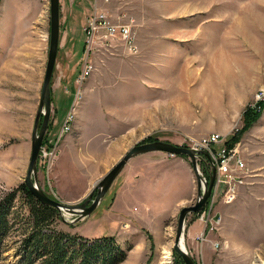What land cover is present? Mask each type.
Here are the masks:
<instances>
[{"label":"rangeland","instance_id":"obj_1","mask_svg":"<svg viewBox=\"0 0 264 264\" xmlns=\"http://www.w3.org/2000/svg\"><path fill=\"white\" fill-rule=\"evenodd\" d=\"M96 10L129 24L134 42L87 55L83 29ZM50 21L49 0H0V199L27 173ZM85 56L92 73L76 84ZM50 100L37 157L38 185L47 196L81 203L134 145L163 141L194 149L193 141L219 135L209 149H194L208 155L215 175L204 209L186 216L183 244L195 264H264V107L251 126L242 120L248 106H264V0H59ZM237 131L228 147L225 141ZM232 148L236 157L228 167L239 160L247 172L230 203L210 151ZM160 156L163 163L156 160L140 195L161 216L147 212L141 220L130 191L126 196L134 199L122 204L118 196L111 207L119 174L89 218L69 224L74 216L62 212L66 221L50 228L89 243L113 237L126 251L120 264H179L172 250L177 216L196 202L197 186L187 157ZM198 167L208 183L211 165L201 161ZM202 215L203 228L197 224ZM25 228L17 223L8 232L1 264H25Z\"/></svg>","mask_w":264,"mask_h":264},{"label":"water","instance_id":"obj_2","mask_svg":"<svg viewBox=\"0 0 264 264\" xmlns=\"http://www.w3.org/2000/svg\"><path fill=\"white\" fill-rule=\"evenodd\" d=\"M49 11L51 21L48 56L40 92L39 106L31 135V156L23 183L30 194L33 195L37 201L46 207L49 206L57 210L62 221H66L63 218L64 216L62 212H64L66 215L74 216L73 220H71L69 224H76L89 218L96 208L99 207L115 178L126 166V163L132 158L142 154L156 152L166 153L170 156H185L190 161V166L197 186L196 202L180 209L177 216V224L172 250L181 258L183 264H195L185 245L183 244L185 228L184 224L186 216L192 213H200L205 204L208 203L207 201L211 195L215 175V169L211 164L210 158L202 151H196L194 149L182 146L178 147L163 141H154L150 143L134 145L128 151H126V154L123 155V157L112 166V168L102 177L101 180H99V182L93 187L94 191L90 192L81 203H62L51 199L39 187L37 181V157L43 142L42 140L46 131L45 127L47 126L48 116L50 113V80L55 65L59 36V0H49ZM41 115L43 116V120L42 124L39 125V119ZM200 154H204L207 159L202 158ZM201 161L204 162L205 168L207 163L212 167V174L210 175L208 183L203 180L198 167V162Z\"/></svg>","mask_w":264,"mask_h":264},{"label":"trees","instance_id":"obj_3","mask_svg":"<svg viewBox=\"0 0 264 264\" xmlns=\"http://www.w3.org/2000/svg\"><path fill=\"white\" fill-rule=\"evenodd\" d=\"M261 105L248 106L244 110L242 120L245 128L260 119L259 110L264 107ZM238 132L225 141L228 147L233 145L232 142H235L236 136L239 135ZM110 199L112 200L108 197L111 204ZM16 202L19 204L17 208L21 210L18 219L11 211L12 208H16L14 205ZM58 219L60 220V216L57 210L37 201L24 183L4 194L0 199V264L3 242L17 223L18 226L26 227L20 250L25 264H120L125 260L126 251L117 245L113 237L106 236L100 241L89 243L78 236L50 228ZM175 257L179 264H183L177 254Z\"/></svg>","mask_w":264,"mask_h":264},{"label":"built area","instance_id":"obj_4","mask_svg":"<svg viewBox=\"0 0 264 264\" xmlns=\"http://www.w3.org/2000/svg\"><path fill=\"white\" fill-rule=\"evenodd\" d=\"M83 31L87 55H89L90 52L97 53L99 52V50H101V48L108 50L113 45L115 46L118 42H122L124 46L127 45L126 47H129V45L134 42V36L129 24L114 23L106 13L98 10L94 11L87 17V23L85 24ZM87 57L88 56L84 57L82 69L80 70L75 80L76 84L83 82L92 73V65L88 61ZM221 139L222 138L219 135H211L208 138L202 139V142L193 141L191 147L200 150L209 149L212 144L220 142ZM210 153L212 159L216 161V167L219 170L217 182L223 186L222 197L226 195L229 200L227 202L231 203L233 202L237 194L238 186L242 184L243 179L245 178V173L247 172V170L244 167V163L239 160L235 161L233 168L228 167L236 157V151L233 148L229 150L222 149L217 155H214V153H212L211 151ZM215 195L216 190L214 192V196ZM213 202L214 200L207 208L208 212L211 210ZM202 213L205 214V212ZM218 218L220 219V216H218L215 221L219 222ZM201 220H203L205 223L207 222L204 220V218H202ZM205 228H208L210 232L213 227H208L207 225H205ZM206 230L207 229L202 230L199 240H205L204 232Z\"/></svg>","mask_w":264,"mask_h":264},{"label":"crops","instance_id":"obj_5","mask_svg":"<svg viewBox=\"0 0 264 264\" xmlns=\"http://www.w3.org/2000/svg\"><path fill=\"white\" fill-rule=\"evenodd\" d=\"M160 155H165V153H146V154H142L139 156H136L134 158H132L124 167V169L122 170V172L119 175V186L117 188L116 191V196H115V200L114 202H112L111 207L114 205L115 201L117 200L118 196L120 199H122V204H125L127 199H134V196L137 198V202L139 203V205L141 206V212L139 214H135L137 216H139L141 218V220L145 219L146 217L149 215H162L163 212H160V210L158 212H154L152 210V204H151V200L143 195H140V190H142L144 187H149V183L151 182V178L153 177L152 175V171L156 172V170L153 168L154 166H156L158 163L156 162V160H158L159 162L163 163V156ZM182 158V157H181ZM162 160V161H161ZM136 192L135 191H138ZM126 191V192H125ZM130 191V193H133L134 196H126L127 192ZM125 192V194H124ZM190 197H187L184 200H181V202L185 201V200H189ZM180 202V203H181ZM134 210V208H133ZM147 212H149L150 214L148 215ZM117 215H121L122 217H125L126 215H132V213L130 214H123L121 212H116ZM145 214V216H144ZM144 216V217H143ZM127 217V216H126ZM201 222H204L203 220H198L197 224L201 225L202 228L204 225H202Z\"/></svg>","mask_w":264,"mask_h":264},{"label":"bare ground","instance_id":"obj_6","mask_svg":"<svg viewBox=\"0 0 264 264\" xmlns=\"http://www.w3.org/2000/svg\"><path fill=\"white\" fill-rule=\"evenodd\" d=\"M127 151H128V150H127ZM122 157H123V156H122ZM93 191H94V190H93ZM194 203H195V202H194ZM203 209H204V207H203ZM203 209H202V210H203ZM205 210H206V209H205ZM205 210H204L203 212H206ZM209 213H210V212H209ZM202 218H203V215L201 216V219H202Z\"/></svg>","mask_w":264,"mask_h":264}]
</instances>
